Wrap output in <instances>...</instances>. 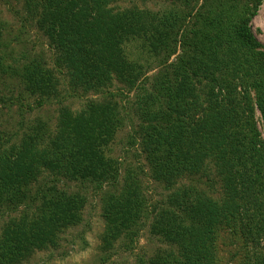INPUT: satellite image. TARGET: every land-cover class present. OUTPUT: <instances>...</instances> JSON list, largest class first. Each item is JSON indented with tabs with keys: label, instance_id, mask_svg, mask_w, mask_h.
I'll list each match as a JSON object with an SVG mask.
<instances>
[{
	"label": "trees",
	"instance_id": "trees-1",
	"mask_svg": "<svg viewBox=\"0 0 264 264\" xmlns=\"http://www.w3.org/2000/svg\"><path fill=\"white\" fill-rule=\"evenodd\" d=\"M114 1L27 2L58 67L86 92L113 79L143 85L146 67L132 46L162 59L137 111L153 178L169 193L154 212L134 182L108 195L104 241L134 240L149 228L170 247L152 264H216L218 235L231 229L241 234L246 264H264V51L251 29L264 0H168L165 12L120 14ZM3 27L0 20V73L7 69ZM23 78L35 95L56 96L58 80L40 62L26 66ZM123 125L116 101L91 100L78 113L62 107L52 131L42 124L19 145L0 143V210L24 211L0 234V264H22L81 224L86 198L57 184H116L120 170L109 153ZM209 163L222 183L219 200L198 183L183 185L203 172L209 178ZM45 174L56 179L52 185L42 184Z\"/></svg>",
	"mask_w": 264,
	"mask_h": 264
},
{
	"label": "rangeland",
	"instance_id": "rangeland-1",
	"mask_svg": "<svg viewBox=\"0 0 264 264\" xmlns=\"http://www.w3.org/2000/svg\"><path fill=\"white\" fill-rule=\"evenodd\" d=\"M29 0H0V20L3 24V40L6 52V72L0 73V143L5 149L19 145L26 134L38 130L42 124L54 130L60 109L67 107L74 113L85 108L91 100L112 99L119 104L124 125L110 145L109 157L119 166L120 174L116 184L96 186L61 179L60 189L82 195L86 207L80 225L59 234L55 247L36 251L22 264H152L163 252L170 249L161 240L144 228L137 239L122 236L116 242L106 243V222L104 202L108 195L121 192L127 184H137L148 202V209L154 212L166 202L168 191L153 178L151 165L141 145V116L137 104L142 94L152 88L151 79L163 69L162 59L142 45L132 46L129 52L134 58L141 55L140 62L146 67L147 81L138 88L124 86L117 79L112 85L99 92H86L72 81L69 71L59 68L55 51L47 37L40 31L36 20L27 6ZM110 8L114 14L134 8L147 9L153 13L169 9L168 0H115ZM251 29L264 51V3L251 23ZM142 47V50H141ZM145 48V51L143 50ZM32 62L45 65L58 80L56 96L48 98L34 94L23 81L26 66ZM150 79V81H149ZM258 126L262 119L257 113ZM209 178L205 172L186 178L185 186L200 187L214 199L222 197V183L216 168L208 164ZM53 177L45 174L42 184L52 185ZM41 184V185H42ZM202 184V185H201ZM44 186V185H42ZM24 214L23 208L16 213L0 210V234L4 226ZM216 264H246L247 249L238 231L222 230L216 242Z\"/></svg>",
	"mask_w": 264,
	"mask_h": 264
}]
</instances>
